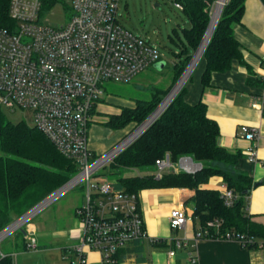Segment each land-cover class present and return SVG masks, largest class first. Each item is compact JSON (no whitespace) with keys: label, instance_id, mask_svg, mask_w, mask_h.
I'll return each instance as SVG.
<instances>
[{"label":"built area","instance_id":"1","mask_svg":"<svg viewBox=\"0 0 264 264\" xmlns=\"http://www.w3.org/2000/svg\"><path fill=\"white\" fill-rule=\"evenodd\" d=\"M45 1H8V15L14 25L0 27V107L28 111L29 124L40 129L77 164L79 172L69 179L65 189L84 181L86 190L82 203L75 208L79 240L64 248L63 257L68 264H87L89 250L100 253L101 264H116L118 251L132 241L146 238L147 233L137 193L115 187V180L92 179L97 168L116 154L109 159L106 154L93 157L87 142L90 111L103 93V82H128L156 63L161 53L149 38L134 34L119 22L117 0H70V15L57 26L40 19ZM216 2L208 3L210 12ZM174 6L182 8L178 1H174ZM250 106L264 114V87ZM256 136L254 127L247 129V139ZM245 153L249 160H256L252 145ZM156 166L157 177L164 168L188 172L194 168L184 159L171 162L168 154L157 159ZM218 191L227 205L233 202L235 194L224 183ZM190 219L191 214L183 206L170 209L172 229L183 227ZM203 233L207 230H198L195 235L200 237ZM26 237V248H35V237ZM223 238L236 239L229 233ZM238 241L245 245L251 239ZM174 245L181 247L186 243L176 238ZM249 249L253 259L264 262V255L257 253L264 250V242ZM187 259L189 264L197 263L193 246Z\"/></svg>","mask_w":264,"mask_h":264},{"label":"trees","instance_id":"2","mask_svg":"<svg viewBox=\"0 0 264 264\" xmlns=\"http://www.w3.org/2000/svg\"><path fill=\"white\" fill-rule=\"evenodd\" d=\"M8 1L0 0V27L14 25L8 15ZM55 1L46 0L44 6L49 8ZM174 1L181 3L179 10L188 24L177 22L168 33L177 49L176 52L168 47L175 55L168 71V82L163 86L152 84L146 96L129 98L133 103L122 106L117 113L107 114L102 125L112 130L128 124L137 126L167 94L188 64L207 27L208 3L212 0ZM242 13L243 0H227L223 4L202 53L205 58L201 73L203 86L210 84L212 72L229 69L232 59L244 62L243 47L233 33V24L240 22ZM184 92L185 83L158 117L108 162L110 173L116 175L114 186L137 194L147 188L192 189L191 218L196 229L207 230L201 237L223 238L229 233L242 243L251 239L243 246L256 247L264 242V224L254 220L245 209L246 196L254 181L245 171L235 167L243 153L218 144L219 126L207 115L206 103L202 99L189 103L183 98ZM165 154L173 163L189 155L201 162V167L193 172L168 169L157 177L153 171L156 160ZM98 156L93 154L94 158ZM127 168L145 172L124 174ZM77 170L76 162L63 155L40 129L25 120L10 121L0 107V230L64 184ZM212 176H220L235 194L231 204L224 202L217 188L206 186ZM209 221L212 223L208 224ZM11 235L10 247L0 246V264H13L14 252L26 248V233L17 230ZM153 242L159 243V239ZM124 248L128 247L121 248L118 254H124Z\"/></svg>","mask_w":264,"mask_h":264},{"label":"crops","instance_id":"3","mask_svg":"<svg viewBox=\"0 0 264 264\" xmlns=\"http://www.w3.org/2000/svg\"><path fill=\"white\" fill-rule=\"evenodd\" d=\"M233 33L243 47L244 62L232 59L229 69L212 72L210 84L203 86L201 73L205 58L201 55L184 82L183 98L189 103L199 99L206 103L207 115L219 126L218 144L243 153L235 167L245 171L253 181L264 180V114L250 106L251 100L264 87V3L261 0H243L241 20L233 24ZM117 112L118 109L108 113ZM250 127L256 129L257 136L249 140L245 133ZM251 145L256 153L254 161L245 153ZM89 148L98 155L92 146ZM154 170L157 171V166ZM222 183L220 176H212L206 186L219 189ZM193 193L186 187L141 190L138 196L147 237L126 245L128 248H124V254H118L116 264H189L187 258L192 246L198 255L196 264H264L253 259V251L234 238L196 237L199 229L195 228L192 218L183 227L172 229L170 209L181 205L191 214ZM81 203L74 206L72 216L76 221H72L68 229L49 235L39 223H32L35 232H41L36 235V247L33 251L24 248L14 252L13 264H68L63 257L64 248L79 240L80 224L75 208ZM245 209L254 220L264 224V182L251 188ZM176 238L184 239L186 245L176 247ZM154 239H159V243L153 242ZM257 253L264 255V250L259 249ZM86 258L87 264H101L100 253L96 250L87 251Z\"/></svg>","mask_w":264,"mask_h":264},{"label":"rangeland","instance_id":"4","mask_svg":"<svg viewBox=\"0 0 264 264\" xmlns=\"http://www.w3.org/2000/svg\"><path fill=\"white\" fill-rule=\"evenodd\" d=\"M117 3V18L119 22L134 34L144 36L154 42L161 53V58L165 65L162 69H157L154 64L149 65L128 82L108 80L102 83L103 93L92 106L93 111L91 109V120L87 131L88 146H92L99 156L124 139L136 127H132L134 124H128L122 129L112 130L102 125L101 122L106 119L108 112H114L117 109L120 111L122 106L131 105L133 102L129 98L146 96L152 84L163 86V84L165 85L168 82V71L172 61L175 59V55L168 47L177 52L176 47L168 38V33L172 31L171 28L177 22L188 24L180 10L174 6V0H117ZM70 10V0H56L49 8L42 7L40 19L53 26L62 25L70 15ZM108 92H114L120 96L112 95ZM1 109L7 119L12 122L29 121L28 111L22 108L14 107L13 110H10L6 107H1ZM137 171L138 173L145 172L144 170L127 168L124 174H136ZM153 171L155 172V170ZM78 172L79 169L69 179ZM95 173L96 175H93L92 179L103 178L113 181L116 178L115 174L110 173L108 162L98 167ZM85 190L84 181L64 189L25 220L20 227L15 228L11 233L3 237L0 240V246L9 248L12 243L11 234L20 230V228L36 239L37 233L41 232H35L32 226L34 222L39 223L42 229L49 232V235L54 234V232L57 233L61 229H68L73 225L72 221L75 220L72 216L73 208L83 201Z\"/></svg>","mask_w":264,"mask_h":264},{"label":"water","instance_id":"5","mask_svg":"<svg viewBox=\"0 0 264 264\" xmlns=\"http://www.w3.org/2000/svg\"><path fill=\"white\" fill-rule=\"evenodd\" d=\"M225 3V1L223 2V4ZM222 9V7H221ZM221 9H220V12H221ZM220 12H219V15H220ZM218 15V17H219ZM210 19H211V15L209 16V21H208V24H207V27L201 37V40L197 46V48L195 49V51L193 52L188 64L186 65V67L184 68V70L182 71L181 75L179 76V78L176 80V82L174 83V85L179 81V79L182 77V75L184 74V72L186 71V69L189 67V65L191 64V62L193 61V59L195 58V55L196 53L198 52L200 46L202 45V41L204 39V36H205V33H206V30L209 26V23H210ZM218 20V18H217ZM216 20V22H217ZM216 22L212 28V31L216 25ZM212 31L208 37V39L206 40V42L201 46V49L198 53V55L196 56V59L194 60V62L202 55L203 51H204V48L212 34ZM193 62V63H194ZM164 61L163 60H160V61H157L156 63H154V66L157 68V69H162L163 66H164ZM193 65V64H192ZM192 68V67H191ZM191 68L189 70V73L191 71ZM188 73V75H189ZM188 75L183 79V81L181 82L179 88L184 84L186 78L188 77ZM174 85L172 86V88L174 87ZM171 88V89H172ZM178 88V89H179ZM170 89V90H171ZM178 89L174 92V94L171 96V98L168 100V102L165 104V106L160 109L159 111H157L158 107L160 106V104L162 103V101L165 99V97L167 96V93L163 98L162 100L160 101V103L149 113V115L140 123L138 124L124 139H122L120 142H118L116 145H114L111 149H109L106 153H104L103 155H107V159L113 157L115 154H117L121 149H123L126 145H128L131 141H133L137 136H139L157 117L158 115L164 110V108L170 103V101L172 100V98L175 96V94L177 93ZM169 90V91H170ZM157 111V112H156ZM152 117V118H151ZM149 119V120H148ZM182 159L184 160H187L189 162H191L192 164H194V168L192 170H190V172H193L195 170H197L198 168L201 167V162H198V161H194L192 159L191 156L189 155H185V156H181L180 157V161H182ZM69 180L66 181L64 184H62L60 187H58L57 189H55L53 192H51L49 195H47L46 197H44L42 200H40L38 203H36L33 207H31L30 209H28L26 212H24L22 215L18 216L17 218H15L14 220H12L7 226H5L2 230H0V240L3 239V237H5L6 235H8L9 233H11L15 228L17 227H20V225L25 221L27 220L29 217H31L35 212H37L45 203H47L50 199L54 198L56 195H58L59 193H61L64 189H65V186L68 184ZM262 182H264V180L262 179H259L257 181H254L253 183V186H257L259 184H261ZM16 226L11 229V230H7L8 227H10L11 225H13L14 223H16ZM20 230L25 233L26 231L22 228H20Z\"/></svg>","mask_w":264,"mask_h":264},{"label":"bare ground","instance_id":"6","mask_svg":"<svg viewBox=\"0 0 264 264\" xmlns=\"http://www.w3.org/2000/svg\"><path fill=\"white\" fill-rule=\"evenodd\" d=\"M225 0H217L215 6L213 7V10H212V13H211V19H210V23H209V26L206 30V33H205V36H204V39L202 41V45L206 42V40L208 39L211 31H212V28L218 18V15H219V12H220V9L221 7H223V2ZM201 45V46H202ZM201 46L198 50V52L196 53L195 55V58L193 59V61L191 62V64L189 65V67L186 69V71L184 72V74L182 75V77L179 79V81L174 85V87L169 91V93L167 94V96L165 97V99L162 101V103L160 104V106L158 107L157 111H159L160 109H162L165 104L168 102V100L171 98V96L174 94V92L179 88L181 82L183 81V79L188 75L189 73V70L190 68L192 67V64L194 62V60L196 59V56L198 55L200 49H201ZM156 111V112H157ZM152 118V117H151ZM149 120V119H148ZM190 167V166H189ZM15 224V223H14ZM16 226V225H15ZM15 226L11 225L10 227L7 228L6 232L8 230H11L13 229Z\"/></svg>","mask_w":264,"mask_h":264}]
</instances>
